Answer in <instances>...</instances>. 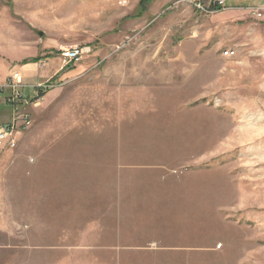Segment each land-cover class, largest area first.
I'll return each mask as SVG.
<instances>
[{"label": "rangeland", "instance_id": "rangeland-1", "mask_svg": "<svg viewBox=\"0 0 264 264\" xmlns=\"http://www.w3.org/2000/svg\"><path fill=\"white\" fill-rule=\"evenodd\" d=\"M263 18L0 0V264H264Z\"/></svg>", "mask_w": 264, "mask_h": 264}, {"label": "built area", "instance_id": "built-area-1", "mask_svg": "<svg viewBox=\"0 0 264 264\" xmlns=\"http://www.w3.org/2000/svg\"><path fill=\"white\" fill-rule=\"evenodd\" d=\"M220 3L222 4V2ZM86 52L87 51H85V53ZM225 54L229 55V53L227 52H225ZM81 55H82V52L80 51V49H70L62 53L63 61H65L68 64L73 62L74 60L75 61L79 60ZM15 78H16L15 80H17L19 77H15ZM12 98L18 100L19 98H21V95L18 92L17 93L15 92L14 97ZM14 102L15 101H11V103H14ZM28 120H29V117H24L22 123H18L16 125L11 124V126L0 127V148H12L15 145L13 134H15L16 132L22 131V130H26L30 126V123Z\"/></svg>", "mask_w": 264, "mask_h": 264}, {"label": "crops", "instance_id": "crops-1", "mask_svg": "<svg viewBox=\"0 0 264 264\" xmlns=\"http://www.w3.org/2000/svg\"><path fill=\"white\" fill-rule=\"evenodd\" d=\"M227 4H232L233 6H236V8L240 9H250V8H264V0H227ZM264 22V18L262 19ZM51 71L48 72V74ZM60 71H57L59 73ZM7 73V72H4ZM55 73V74H57ZM54 74V76H55ZM53 75L49 76L48 78H53ZM259 116V117H258ZM256 121H251L250 124V130L251 132H248L244 135L248 136L251 135L252 138H254L255 141H258L256 143V147L260 149H264V124H261V122H264V115L257 114ZM252 131L255 132V134H252ZM255 136V137H254ZM256 138V139H255Z\"/></svg>", "mask_w": 264, "mask_h": 264}]
</instances>
